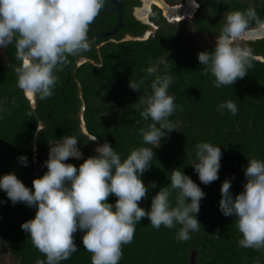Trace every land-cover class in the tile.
Here are the masks:
<instances>
[{
  "label": "trees",
  "instance_id": "obj_1",
  "mask_svg": "<svg viewBox=\"0 0 264 264\" xmlns=\"http://www.w3.org/2000/svg\"><path fill=\"white\" fill-rule=\"evenodd\" d=\"M199 1L214 10L221 9L218 0ZM108 4L109 0H105L100 14ZM139 5L140 0H121L122 25L108 37L90 38L91 50L82 56L69 57L71 65L56 73L59 80L53 95L45 100L35 96L34 105L17 87L14 44L5 48L7 63L0 65V108L8 111L0 112V177L15 173L32 188L33 180L47 172L45 166H40L48 159L49 140L67 134L78 138L84 159L96 155L95 142L80 126L81 107L87 133L97 137L99 144L108 141L122 159L133 148L149 146L143 143L139 130L152 121L144 120L137 105L141 95L151 94L150 85L155 76L167 74L172 78L168 94L183 110L178 107L169 117L176 129L154 148L150 170L141 177L145 185L155 181L157 188L150 190L140 206L150 210L151 198L161 187H170L171 171L178 168L206 194L197 214L200 230L190 232L189 240L178 241L179 225L173 229L163 225L156 229L145 217L136 224L133 241L122 246L119 264H190L191 258L193 264H264V249L242 247L239 244L242 234L235 217H225L219 210L220 189L225 178L234 177L231 191L238 194L246 182L247 157L264 161V60L256 58L264 59V37L243 42L255 57L247 75L232 86L216 88L215 77L204 75L205 66L198 60L199 52L214 49L213 42L187 43L178 32L179 26L166 23L156 5H152L148 17L158 26L154 33L142 40H124L127 34L140 37L149 28L132 15V9ZM257 14L264 19V9ZM98 16L89 26L97 30L89 29L88 35L108 30L117 19L115 9L103 12L99 22ZM223 24L200 18L193 21L205 33L220 29ZM79 58L87 61L75 66ZM149 67L156 70L154 75L147 74ZM130 79L137 83L139 91L129 88ZM228 100L237 106L235 115L227 109L217 111ZM202 142L221 147L223 153L219 179L210 185L200 182L191 165L196 158L195 145ZM20 156H27V167L18 162ZM83 162L74 158L65 161L77 168ZM117 199L111 195L108 202L115 204ZM171 200L174 205L175 192ZM0 201L1 244L18 264H36L37 259L46 264V256L33 246L29 234L21 228L24 222L35 218L37 209L24 203L13 205L2 189ZM83 234L80 231L74 234L79 250L60 264H92V254L82 244Z\"/></svg>",
  "mask_w": 264,
  "mask_h": 264
},
{
  "label": "clouds",
  "instance_id": "obj_2",
  "mask_svg": "<svg viewBox=\"0 0 264 264\" xmlns=\"http://www.w3.org/2000/svg\"><path fill=\"white\" fill-rule=\"evenodd\" d=\"M104 4L105 0H0V48L14 44L17 87L25 96L45 100L53 95L59 80L56 73L71 65L69 57H80L91 50L89 26ZM223 19L214 49L198 53L200 64L205 66L203 74L215 77L216 88L232 86L247 75L255 57L243 42L252 36H264V19L254 7L228 10ZM146 72L154 75L156 70L149 67ZM171 82L167 74L156 75L150 85L151 94L139 98L137 111L145 121H152L139 130L143 143L149 146L133 148L122 159L105 141L98 143L96 155L84 159L78 138L67 134L49 140L48 159L44 162L47 172L33 180L32 188L15 173L0 177V189L13 205L24 203L37 209L35 218L24 222L21 228L29 234L33 246L46 256V264H60L79 250L74 238L77 231L84 233L82 244L92 254V264H119L122 246L133 241L135 226L145 217L156 229L179 225L178 241H187L190 232L200 230L197 214L206 194L178 168L171 171L170 187H161L151 198L150 210L140 206L150 190L157 188L155 181L145 185L141 177L150 170L154 148L176 129L169 117L178 107L183 110L168 94ZM129 88L139 91L131 79ZM224 109L233 115L238 111L231 100L220 104L217 111ZM4 111L8 110L0 108V112ZM195 150L191 165L200 182L210 185L219 179L221 147L202 142L195 145ZM69 158L84 162L77 168L65 163ZM247 161L243 190L234 195V177L225 178L219 210L225 217H235L242 247L260 250L264 249V161L254 157H247ZM18 162L27 167V156L18 157ZM111 195L118 198L115 204L108 202ZM36 264L45 261L37 259Z\"/></svg>",
  "mask_w": 264,
  "mask_h": 264
},
{
  "label": "flooded vegetation",
  "instance_id": "obj_3",
  "mask_svg": "<svg viewBox=\"0 0 264 264\" xmlns=\"http://www.w3.org/2000/svg\"><path fill=\"white\" fill-rule=\"evenodd\" d=\"M145 1L148 2L150 0H140V5L132 9V15L134 18L138 19L142 23L149 25V28L143 33V35H145L148 31H150L148 32V36H149L152 33H154V31L158 27L156 24L150 22L148 18L152 10V5H156L157 7L159 6L156 3H152L148 5V9H147L146 7L147 5H145ZM158 1L161 2L162 6L166 9L167 16L163 15L162 7H159L166 23L170 25H174V23H178L183 18L188 17V16H190L189 18L191 19L192 24H193V21L197 18L204 19L205 22H213V21L215 22L216 21V22L224 23V19H223L224 13L228 10L244 11L248 9L249 7H254L257 12V11H261L264 9V0H219V3L221 4L220 10H214L209 4H205L204 2H201L199 0H178L176 2H169L168 0H158ZM194 5H199V7L196 8L194 7ZM141 15L142 16L145 15L144 17L145 20H142ZM194 28L197 29L201 34L212 36L215 38L218 36L221 30L220 28V29L212 30V32L205 33L195 26ZM96 30L97 28L95 29V31ZM262 37L264 36H252V37H249L248 40H255L258 38H262ZM2 51L5 56V61L0 62V65L7 63V53H6L5 48H2ZM83 59L85 58H79L76 61L75 66L82 64ZM33 101H34V97H33ZM34 103L32 105H34ZM82 110H83V107H81V111H80V121H81L80 126L83 131L84 121L82 118Z\"/></svg>",
  "mask_w": 264,
  "mask_h": 264
},
{
  "label": "rangeland",
  "instance_id": "obj_4",
  "mask_svg": "<svg viewBox=\"0 0 264 264\" xmlns=\"http://www.w3.org/2000/svg\"><path fill=\"white\" fill-rule=\"evenodd\" d=\"M152 3H156L159 7H162L163 15L167 16L166 9L162 6V3L159 2L158 0H150L146 2L145 5H147L146 6L147 9H148V5ZM141 17L144 18L145 15L143 16L141 15ZM189 17L190 16L185 17L180 22L174 23V25L179 26L178 32L181 34L183 39H185V41L191 45L202 44L208 41L213 42V44L215 45V37L201 34L197 29L194 28L193 24L191 23V19ZM4 61H5V56L2 51V48H0V62H4ZM0 264H18V260L15 259L9 253V251L1 244V242H0Z\"/></svg>",
  "mask_w": 264,
  "mask_h": 264
},
{
  "label": "water",
  "instance_id": "obj_5",
  "mask_svg": "<svg viewBox=\"0 0 264 264\" xmlns=\"http://www.w3.org/2000/svg\"><path fill=\"white\" fill-rule=\"evenodd\" d=\"M120 2H121V0H109V4H108V6H107V7L104 9V11H103V12H105V11L110 10V9H115V11H116V13H117V19H116V22L114 23V25L111 26V27H110L108 30H106V31H101V32H98V33H95V34H92V35H88L89 38L108 37V36L112 35L114 32L117 31L118 27H120V26L122 25V19H123L122 11H121L120 6H119ZM103 12H102V13H103ZM102 13L99 14V16H98V22H99V19H100ZM137 16H138V15H137ZM139 17H140V16H139ZM142 20H145V18H142ZM127 24H128V23H127ZM89 29L92 30V31H95L94 29H92V28H90V27H89ZM148 32H150V31H148ZM148 32H147L145 35L140 36V37H134V36L126 35V36L124 37V40H129V39H140V40H142V39H146V38L148 37ZM256 58H257L258 60H264L263 57H261V56H256ZM84 61H87V60H86V59H83L82 62H84ZM66 69H67V68H66ZM67 72H68V71H67ZM67 79H68V77H67ZM67 79H66V80H67ZM65 82H66V81H65ZM65 82H64V83H65ZM61 89H62V88H61ZM61 94H62V93H61ZM30 101H31L32 104L34 103L33 98L30 99ZM83 132H84L85 134H87V135L90 137V139L93 137V136H91V135H89V134L87 133L85 127H83ZM94 142H95V146H94V147L96 148V147L98 146V140H97V141H94ZM83 157H84V155H83ZM42 167H44V164H42V165L40 166V168H42ZM40 168H39V169H40ZM190 264H193V259H192V258H191V260H190Z\"/></svg>",
  "mask_w": 264,
  "mask_h": 264
},
{
  "label": "bare ground",
  "instance_id": "obj_6",
  "mask_svg": "<svg viewBox=\"0 0 264 264\" xmlns=\"http://www.w3.org/2000/svg\"><path fill=\"white\" fill-rule=\"evenodd\" d=\"M145 3H146V1H145Z\"/></svg>",
  "mask_w": 264,
  "mask_h": 264
}]
</instances>
